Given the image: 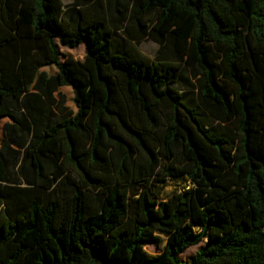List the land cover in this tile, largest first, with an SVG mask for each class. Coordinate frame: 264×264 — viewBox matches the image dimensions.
Returning <instances> with one entry per match:
<instances>
[{"label":"trees","instance_id":"trees-1","mask_svg":"<svg viewBox=\"0 0 264 264\" xmlns=\"http://www.w3.org/2000/svg\"><path fill=\"white\" fill-rule=\"evenodd\" d=\"M0 124V264H264V0H0Z\"/></svg>","mask_w":264,"mask_h":264},{"label":"rangeland","instance_id":"rangeland-1","mask_svg":"<svg viewBox=\"0 0 264 264\" xmlns=\"http://www.w3.org/2000/svg\"><path fill=\"white\" fill-rule=\"evenodd\" d=\"M66 3L71 2V0H64ZM139 49L141 52L151 58H156L157 56V50L158 45L154 43L153 41H145L140 46ZM61 53L64 56H71L75 60L83 61L86 55V48L85 45L80 46L79 48L75 50L65 49L61 48ZM63 60V58H62ZM54 72V70H51ZM198 70L194 68H189L186 66H183L181 69V75L177 81V83L174 85V88L178 90L180 93H182L188 103H191L195 106H199L201 108V111L204 115V121L209 126H215V118L214 116L202 106L200 98L198 96L197 86H198ZM63 91L68 95L70 99V105L73 107L72 102V94L71 91L67 88L63 89ZM5 122V121H4ZM0 130H1V124H0ZM237 134V132H236ZM141 161L144 160V158L141 156ZM165 163L162 164V167H164ZM163 168L160 171L159 176H156V179H162L163 178ZM154 186V189L159 196L160 200L166 201L172 194L179 193L188 187H190V182L185 177H179L175 179H166L164 183L161 182H155V180H150ZM140 184V183H137ZM141 187L140 185H138ZM163 244L160 247H156L154 245H149L145 249L147 252L153 255L161 254L165 248L166 244V237L162 236ZM207 240L203 241L199 245L195 247H191L188 250H186L181 256L180 259L188 263L190 262L193 257L196 255V253L199 250H202L206 245Z\"/></svg>","mask_w":264,"mask_h":264},{"label":"crops","instance_id":"crops-1","mask_svg":"<svg viewBox=\"0 0 264 264\" xmlns=\"http://www.w3.org/2000/svg\"><path fill=\"white\" fill-rule=\"evenodd\" d=\"M62 1H63L65 6H69V5H71L73 3V0H71V2H69V3H66L64 0H62ZM3 185H4V183H3Z\"/></svg>","mask_w":264,"mask_h":264}]
</instances>
